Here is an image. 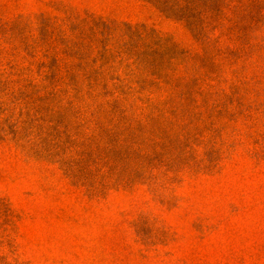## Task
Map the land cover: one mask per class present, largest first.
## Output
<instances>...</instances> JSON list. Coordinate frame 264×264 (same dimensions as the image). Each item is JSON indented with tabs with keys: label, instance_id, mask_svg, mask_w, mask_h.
<instances>
[{
	"label": "rangeland",
	"instance_id": "rangeland-1",
	"mask_svg": "<svg viewBox=\"0 0 264 264\" xmlns=\"http://www.w3.org/2000/svg\"><path fill=\"white\" fill-rule=\"evenodd\" d=\"M0 264H264V0H0Z\"/></svg>",
	"mask_w": 264,
	"mask_h": 264
}]
</instances>
